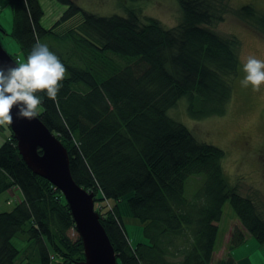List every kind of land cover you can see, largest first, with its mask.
I'll return each mask as SVG.
<instances>
[{"label": "trees", "instance_id": "trees-1", "mask_svg": "<svg viewBox=\"0 0 264 264\" xmlns=\"http://www.w3.org/2000/svg\"><path fill=\"white\" fill-rule=\"evenodd\" d=\"M57 1L67 9L46 29L40 0H7L13 26L8 34L0 24V36L18 44L19 54L11 55L18 63L26 62L38 40L65 65L58 97L38 93L43 104L37 117L68 150L76 183L95 194L118 264H211L227 202L241 223L231 247L246 241L244 230L264 244V214L227 179L225 151L199 141L168 114L182 98L192 119L227 113L241 41L211 28L224 20L218 5L225 0H177L184 21L170 29L155 19L142 22L134 12L98 16L76 0ZM79 14V23L58 30ZM237 14L264 33V13L257 8L246 5ZM8 127L10 138L0 146V194L16 189L23 199L0 213V264L18 260L15 239L28 244L24 253L32 249L25 264L83 263L66 199L29 168ZM202 175L197 184L189 182ZM124 199L144 225L147 241L136 246L119 210ZM100 201L107 207L100 210Z\"/></svg>", "mask_w": 264, "mask_h": 264}, {"label": "rangeland", "instance_id": "rangeland-1", "mask_svg": "<svg viewBox=\"0 0 264 264\" xmlns=\"http://www.w3.org/2000/svg\"><path fill=\"white\" fill-rule=\"evenodd\" d=\"M40 3L44 11L42 25L51 29L61 19L67 7L57 0H40ZM76 3L83 11L98 16L126 17L134 12L142 22L155 19L167 29L174 28L184 21V14L177 0H76ZM246 5L254 6L264 13V0H225L218 5L222 12H225L224 20L211 27L222 36L234 35L241 41L240 73L234 83V96L227 113L223 116L195 120L188 114L187 99L182 98L168 114L185 125L199 141L213 144L225 151L223 169L227 179L236 186L241 195L252 198L264 214V84L259 88L242 84L246 75L243 58L252 55L264 60V33L237 14V11ZM80 15L82 14L64 23L58 30L70 25L75 26L82 20ZM0 24L10 34L13 26L12 10L1 2ZM0 41L10 55L19 54V46L13 38L2 35ZM10 135L8 125H0V146ZM243 141H250L249 147H245ZM200 179H204V176L192 177L189 182L197 184ZM22 199L21 191L16 189L1 193L0 213L11 212ZM99 203L101 207H107L108 204L105 201ZM119 210L131 245L146 242L144 225L131 216L127 199L121 201ZM235 218H238L237 214L227 202L221 220L220 241L223 238V230ZM71 235L76 236L73 232ZM248 237L247 240L253 239L251 235ZM14 243L21 250L15 264H25L26 256L31 255L32 249L24 253L28 245L24 239H15Z\"/></svg>", "mask_w": 264, "mask_h": 264}, {"label": "water", "instance_id": "water-1", "mask_svg": "<svg viewBox=\"0 0 264 264\" xmlns=\"http://www.w3.org/2000/svg\"><path fill=\"white\" fill-rule=\"evenodd\" d=\"M15 64L0 41V65ZM13 116L15 119V109ZM9 126L29 168L51 182L66 199L84 247L85 261L81 264H118V256L95 209V194L74 180L66 147L37 116L32 120L17 119Z\"/></svg>", "mask_w": 264, "mask_h": 264}, {"label": "clouds", "instance_id": "clouds-1", "mask_svg": "<svg viewBox=\"0 0 264 264\" xmlns=\"http://www.w3.org/2000/svg\"><path fill=\"white\" fill-rule=\"evenodd\" d=\"M246 75L242 84L259 88L264 84V60L249 55L243 58ZM66 67L46 43L38 40L26 62L0 65V125H12L17 119L32 120L43 100L38 93L56 99L66 79ZM15 109V119L13 110Z\"/></svg>", "mask_w": 264, "mask_h": 264}, {"label": "crops", "instance_id": "crops-1", "mask_svg": "<svg viewBox=\"0 0 264 264\" xmlns=\"http://www.w3.org/2000/svg\"><path fill=\"white\" fill-rule=\"evenodd\" d=\"M5 7L7 0H0ZM20 52V51H19ZM238 218L232 219L223 230V238L220 241L221 221L218 223V235L216 239L212 264H264V244L256 239L247 240L238 247H231L230 238L234 227L239 225Z\"/></svg>", "mask_w": 264, "mask_h": 264}, {"label": "bare ground", "instance_id": "bare-ground-1", "mask_svg": "<svg viewBox=\"0 0 264 264\" xmlns=\"http://www.w3.org/2000/svg\"><path fill=\"white\" fill-rule=\"evenodd\" d=\"M10 138V137H9ZM96 197V196H95ZM98 204H100V203H97V205ZM226 205V204H225ZM101 206L99 205V207L98 208H100ZM102 208V207H101ZM95 209H96V201H95ZM238 217V216H237ZM238 220H239V218H238ZM239 223H240V221H239ZM241 226V223L239 224V225H237L236 227H240ZM236 227H234V229L236 228ZM234 229H233V231H234ZM233 231H232V233H233ZM244 232L246 233V238L248 237V235H250L247 231H245L244 230ZM231 237H232V234H231ZM252 238H254V237H252ZM255 239V238H254ZM230 245H231V238H230ZM214 254V253H213ZM213 259V258H212ZM211 264H212V262H211Z\"/></svg>", "mask_w": 264, "mask_h": 264}, {"label": "flooded vegetation", "instance_id": "flooded-vegetation-1", "mask_svg": "<svg viewBox=\"0 0 264 264\" xmlns=\"http://www.w3.org/2000/svg\"><path fill=\"white\" fill-rule=\"evenodd\" d=\"M242 143L245 147H249L250 145V141H243Z\"/></svg>", "mask_w": 264, "mask_h": 264}, {"label": "built area", "instance_id": "built-area-1", "mask_svg": "<svg viewBox=\"0 0 264 264\" xmlns=\"http://www.w3.org/2000/svg\"><path fill=\"white\" fill-rule=\"evenodd\" d=\"M17 62H20V59L19 58L17 59Z\"/></svg>", "mask_w": 264, "mask_h": 264}]
</instances>
